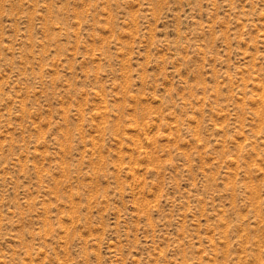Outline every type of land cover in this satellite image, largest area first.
<instances>
[{
  "label": "rangeland",
  "instance_id": "obj_1",
  "mask_svg": "<svg viewBox=\"0 0 264 264\" xmlns=\"http://www.w3.org/2000/svg\"><path fill=\"white\" fill-rule=\"evenodd\" d=\"M0 264H264V0H0Z\"/></svg>",
  "mask_w": 264,
  "mask_h": 264
}]
</instances>
